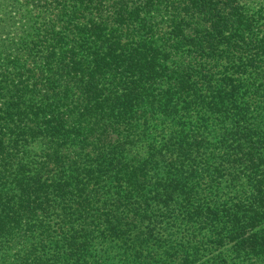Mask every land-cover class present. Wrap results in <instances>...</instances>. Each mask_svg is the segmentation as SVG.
<instances>
[{
  "label": "trees",
  "instance_id": "trees-1",
  "mask_svg": "<svg viewBox=\"0 0 264 264\" xmlns=\"http://www.w3.org/2000/svg\"><path fill=\"white\" fill-rule=\"evenodd\" d=\"M75 2L63 5L56 28L25 36L13 60L27 84L0 112V264H135L128 255L156 241L140 210L152 202L168 230L194 229L206 214L210 237L219 224L222 264H264V98L253 96L264 97V82L239 98L211 67L223 42L231 55L259 51L264 31L243 17L244 3ZM37 79L41 88L29 86ZM165 120L178 128L140 157L145 132ZM36 144L40 159L25 174ZM245 174L239 190L232 184ZM166 235L157 264L175 251L181 260L172 264H190L195 246L175 249Z\"/></svg>",
  "mask_w": 264,
  "mask_h": 264
},
{
  "label": "rangeland",
  "instance_id": "rangeland-1",
  "mask_svg": "<svg viewBox=\"0 0 264 264\" xmlns=\"http://www.w3.org/2000/svg\"><path fill=\"white\" fill-rule=\"evenodd\" d=\"M240 1L244 3L243 6L245 12H242L241 8H237L236 12H242L243 17L248 20L247 22L253 26L255 30L264 31V0ZM75 3V0H0V112L5 111L7 105L17 102V95H21V91L23 89L22 87L24 86L23 84H27L26 82H22V79H19L21 77L19 76V73H15V71L12 70L13 68H11L15 56L20 54L23 49H26V45L29 44L28 42L22 41L23 38L31 34L32 37L35 36L34 39H38L41 37V35H39L41 28L45 29L48 26L56 28V23L59 20V11L63 5L65 8H70L72 6L75 7ZM245 13H247V15ZM201 17L202 14L197 12L194 16V20L201 19ZM148 18L152 19V16L148 14ZM183 19L184 18H182L181 21H183ZM167 30L170 31V29ZM169 33L170 32H167L165 37H168ZM245 47L248 49L249 45H246ZM251 47L253 49L250 50L249 53L252 54L254 58H249L250 55L244 53H242L241 56L238 52H235L234 55H231L230 53H232V51L230 52L227 50L224 42L221 46V49L223 50L222 53L213 52L212 54L215 61L211 63V67H213V72L215 73L216 79H223L226 76L229 83L237 85L239 98L240 93L243 96L245 95V93H243L245 89L248 92L249 88H251L253 85L254 88H257L258 85L262 87V84L260 83L264 82V52H262V48H264V38L262 44L260 45L259 51L257 49L254 50V46ZM32 53L33 52L30 54ZM24 55L25 53H22V56ZM26 55H28V53ZM219 55L221 58H218ZM31 59L29 58V61ZM5 64L8 66H3ZM30 66H32V64ZM255 77H257L259 81L255 82ZM28 84L29 86L31 84L34 88L39 89L44 85V82L43 80L37 79L31 80V82ZM53 84L59 83L54 81ZM63 86L64 83L61 82L59 87ZM253 96L254 99H260L261 101L264 98L261 93L257 92L253 94ZM260 121H262L261 125L264 126V117H262V120ZM160 125L162 126L160 127ZM167 127L176 128L177 126L175 122L170 120H165L163 124L157 122L153 123L149 127L152 129L145 132L146 134L143 138V141H141L139 145L135 147V152H139L138 155L140 157L146 158L148 154L151 155L153 151H157L158 147L164 142L162 141V137L168 133L166 130ZM4 133L6 135L8 134L6 130ZM78 148L75 153L79 152ZM24 156L26 159L27 157L31 159V161H29V165L25 166L24 170L25 174H29L30 171H34L31 170L33 169V166H30V164H32L33 161H36L35 159L39 160L41 156V151L38 145L36 144L32 146V149H29L27 155ZM46 172L47 171H44L38 176L41 179L46 178ZM225 175L226 174L218 177L217 179L221 178V180L224 181V179H226ZM243 177L244 176L241 175V178L235 181L232 185H237L236 188L239 190L247 188L249 184L246 179V174L245 177ZM215 186L217 187L216 184ZM223 186L224 184L222 183L220 188ZM140 210L143 211V213L148 211V215L142 216L144 219L143 226L153 227V231H149L147 237H151L150 239L155 238L156 241L154 245H151V242L148 244L149 247L153 248L148 250V247H145L144 249L147 250H143L142 246L137 251L133 250L132 257L128 255L130 260L131 258L136 259L135 264H157V239L164 237L166 234H171L174 239H177V241L173 244L175 249H178L177 242L179 241L184 242L185 244L191 243V247H193V245L195 246L196 249L192 250V252L195 253V258L191 260L192 262H190V264L223 263V256H221L223 253V247H218V242L215 241H220L221 238L218 230L216 229L219 224L214 225L215 227L212 229V234L210 237H208L211 228L205 223L206 214H204L200 220L195 222V224L198 225L197 227L195 226L194 229H188V224L183 222L181 224H177L178 227L175 226L168 230L170 225L163 223V217L159 216V213L157 214V202H152L151 206ZM179 216L182 217V214H179ZM166 236L168 239L170 238L168 235ZM168 239H166L165 242L168 241ZM158 242L161 243L163 241L159 240ZM116 247L127 249V246L123 245ZM113 250L115 251V249ZM175 252H177V255L166 257V259L164 254L166 264L180 263L181 258H179V252Z\"/></svg>",
  "mask_w": 264,
  "mask_h": 264
}]
</instances>
